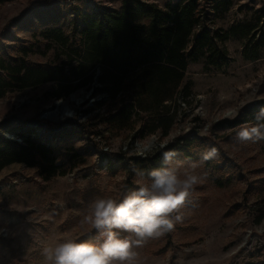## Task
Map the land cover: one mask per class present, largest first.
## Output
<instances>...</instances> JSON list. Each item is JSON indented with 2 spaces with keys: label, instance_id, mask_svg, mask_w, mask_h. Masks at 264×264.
I'll return each instance as SVG.
<instances>
[{
  "label": "rangeland",
  "instance_id": "374dc122",
  "mask_svg": "<svg viewBox=\"0 0 264 264\" xmlns=\"http://www.w3.org/2000/svg\"><path fill=\"white\" fill-rule=\"evenodd\" d=\"M145 1L165 7L182 0ZM219 1L202 0L201 6L209 8V30L226 34L236 28L241 33L218 42L228 62L221 68L206 61L192 64L184 80L188 90L177 98L180 108L170 135H151L166 148L188 145L190 156L178 157L186 163L198 160L211 146L219 157L198 169L209 176L197 186L183 221L137 249L138 264H264V140L234 141L239 126L253 122L264 108V0H231L229 10L216 14L212 7ZM121 3L0 0V63L15 67L25 62L52 72L63 68L69 76L22 88L0 68V135L18 141L22 132H32L33 139L53 147L57 164L66 171L49 181L25 164L0 173V264H44L42 248L66 237L94 241L90 226L80 224L88 202L98 195L118 198L136 188L131 167L154 168L150 162L137 166V160H154L166 149L146 158L132 155L135 141L142 139L138 132L143 123L136 131L112 130L105 121L109 106L98 105L107 99L104 92L85 87L56 97L78 84L70 76L81 62L76 17L117 10ZM94 70L99 77L101 67ZM75 96L79 106L72 101ZM61 102L71 114L41 119ZM229 113H236L235 118ZM49 133L57 138L51 140Z\"/></svg>",
  "mask_w": 264,
  "mask_h": 264
},
{
  "label": "trees",
  "instance_id": "16d2710c",
  "mask_svg": "<svg viewBox=\"0 0 264 264\" xmlns=\"http://www.w3.org/2000/svg\"><path fill=\"white\" fill-rule=\"evenodd\" d=\"M201 1L182 0L162 7L151 1L122 0L120 9L78 15L75 23L81 37V62L70 74L72 82L78 84L56 97L62 99L85 87L104 92L107 99L98 105L109 106L105 121L112 130L136 131V125L142 122L140 138H167L180 108L177 98L188 90L184 80L189 67L202 61L215 68L223 67L228 57L219 50L218 42L241 34L236 28L226 34L209 30L205 20L211 14L209 8H202ZM232 4L231 0H222L212 10L218 14L222 9L229 10ZM98 65L99 77L94 70ZM0 68L22 88L57 81L59 75L61 81L69 77L63 68L52 72L29 67L25 62L15 67L1 62ZM95 82L99 87L94 86ZM32 134L22 132L21 144L0 135V173L10 165L25 164L38 169L45 181L66 175L57 164L53 147L39 138L33 139ZM187 146L171 145L165 150L175 149L189 157ZM137 161V166L150 162L155 168L160 166L161 156Z\"/></svg>",
  "mask_w": 264,
  "mask_h": 264
},
{
  "label": "clouds",
  "instance_id": "9594fccd",
  "mask_svg": "<svg viewBox=\"0 0 264 264\" xmlns=\"http://www.w3.org/2000/svg\"><path fill=\"white\" fill-rule=\"evenodd\" d=\"M235 118L236 113H229ZM264 140V108L253 116V122L237 129L234 141L239 144ZM167 146L156 136L138 139L132 155L148 157ZM127 150V145H125ZM175 149L161 151L159 167L144 169L133 165L136 188L118 198L98 195L83 210L81 225L90 226L95 239L66 237L42 248L44 264H138L137 249L174 230L185 218L198 185L209 172L198 171L219 157L216 147H206L196 161L179 159ZM264 231V226H261Z\"/></svg>",
  "mask_w": 264,
  "mask_h": 264
},
{
  "label": "bare ground",
  "instance_id": "6f19581e",
  "mask_svg": "<svg viewBox=\"0 0 264 264\" xmlns=\"http://www.w3.org/2000/svg\"><path fill=\"white\" fill-rule=\"evenodd\" d=\"M72 101L74 102V104L76 105V106H79L80 105V103H81V101H80V99H78V97H73L72 98ZM60 104V103H59ZM63 106H64V110L62 111V113L60 114V115H53V116H48V117H50V119L51 118H54V119H62V118H65V117H67L66 116V112L67 113H70L71 111L69 110V107L67 106V105H65V104H63ZM71 114V113H70ZM69 117V116H68Z\"/></svg>",
  "mask_w": 264,
  "mask_h": 264
},
{
  "label": "water",
  "instance_id": "95a60500",
  "mask_svg": "<svg viewBox=\"0 0 264 264\" xmlns=\"http://www.w3.org/2000/svg\"><path fill=\"white\" fill-rule=\"evenodd\" d=\"M60 108H62L64 110V106L63 103L61 102V104L57 105V107L55 109H53L52 111L46 112L42 115L41 119L42 120H47L50 119V117L48 116H53V115H60L62 113V111H60ZM68 115V113L66 114Z\"/></svg>",
  "mask_w": 264,
  "mask_h": 264
},
{
  "label": "built area",
  "instance_id": "2783aa9c",
  "mask_svg": "<svg viewBox=\"0 0 264 264\" xmlns=\"http://www.w3.org/2000/svg\"><path fill=\"white\" fill-rule=\"evenodd\" d=\"M36 126L38 127L39 124H37ZM49 134H51V135H50V139H51V140H53L55 137L57 138V136L55 135V133H53V134H52V133H49ZM46 135H48V133H46ZM17 142H22V140L19 139Z\"/></svg>",
  "mask_w": 264,
  "mask_h": 264
}]
</instances>
